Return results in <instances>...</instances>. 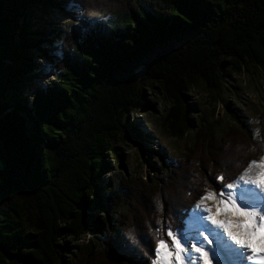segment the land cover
Returning <instances> with one entry per match:
<instances>
[{"label": "trees", "instance_id": "trees-1", "mask_svg": "<svg viewBox=\"0 0 264 264\" xmlns=\"http://www.w3.org/2000/svg\"><path fill=\"white\" fill-rule=\"evenodd\" d=\"M56 10L75 17L68 29ZM246 70L264 71V0H0V264H149L150 241L189 220L213 177L233 182L264 156V111L257 133L219 137L193 116L194 89L216 98ZM151 91L193 144L161 156L160 175L104 181L120 144L150 136L129 113Z\"/></svg>", "mask_w": 264, "mask_h": 264}, {"label": "rangeland", "instance_id": "rangeland-1", "mask_svg": "<svg viewBox=\"0 0 264 264\" xmlns=\"http://www.w3.org/2000/svg\"><path fill=\"white\" fill-rule=\"evenodd\" d=\"M54 20L64 30L68 29L69 25L75 20V17L64 15L61 11H55ZM38 62H48L45 58L37 59ZM44 80L51 78L39 74L38 79ZM148 106L142 108L137 113L130 112V121L144 120L147 122L146 129L151 133L150 136L141 134L134 141L131 139L127 143H122V161L121 167L112 165L104 174L103 180L120 176H129L137 178H145L146 175L157 174L160 175L162 162L161 156H164L166 163H169L172 159L184 157L187 154V146L192 145L194 137L190 132L184 138H178L171 134L169 128L163 123L164 116L167 113L170 102L160 95L154 96L152 91L148 92ZM192 103L195 105L196 120L198 116L203 115L209 121H212L215 125V135L219 137L230 127L242 126L251 133H257L258 131V117L261 112L264 111V71L260 74H254L252 71H244L241 74L232 75L225 85L224 89L218 93L216 98H213L209 93L203 89H194L192 93ZM136 117V119L134 118ZM139 123V122H138ZM138 129L139 126H138ZM0 167H2L0 161ZM259 166L253 165L251 169L245 174L246 176H255L259 173ZM242 206H245L243 202ZM260 204V203H259ZM264 205V201L259 205L261 208ZM210 207L212 212L216 210L215 201L209 200L201 204V208ZM104 215V211L101 212ZM199 215L202 217L206 213L200 211ZM193 213L190 219H193ZM221 219L226 218L225 214H221ZM233 220L234 216L232 217ZM207 225V231L201 229L204 235H208L209 239L215 241L216 236L219 235L221 239L228 241V238L224 235L223 231L219 228H215L206 220L200 221ZM90 233L86 234L89 237ZM185 233L181 234L182 240ZM203 237H201V240ZM191 243H199V241L189 240L184 241L186 246L190 248ZM215 245L209 246L204 243V247L211 252V248ZM66 264H77L78 257L73 253L67 255ZM240 260V259H239ZM187 264H200L198 255L194 252H190ZM214 264L216 262L214 261Z\"/></svg>", "mask_w": 264, "mask_h": 264}, {"label": "snow or ice", "instance_id": "snow-or-ice-1", "mask_svg": "<svg viewBox=\"0 0 264 264\" xmlns=\"http://www.w3.org/2000/svg\"><path fill=\"white\" fill-rule=\"evenodd\" d=\"M72 3L73 0H68L70 8ZM76 18L82 19L79 11L76 12ZM72 27L75 29L79 25ZM64 39L65 37L62 36L57 43L63 44ZM76 42H80L78 38ZM253 165H258L260 169L255 178L245 175ZM244 173L233 182L226 184L223 182L225 179L223 174L213 177L216 189L205 188L202 191L199 199L191 206L194 218L186 222L182 220L176 230H173L171 225H167L164 231L167 239L150 241L152 256L149 264H187L190 252L198 255L200 264H214V261L216 264H228L233 256L246 258L252 261V264H264V208L259 206V203L264 201V156L258 161H249ZM209 200L215 201V212H212L210 207L201 208V204ZM241 202L245 206H242ZM156 203L159 208V200ZM187 210L186 207L185 212ZM200 211L206 215L201 217ZM221 214H225L226 218L221 219ZM233 216L238 219L233 220ZM203 220L221 229L231 244L221 239L219 235L216 236L215 241L204 235L201 229L207 231V225L200 222ZM156 224L159 225L160 221H156ZM181 232L185 233L183 240ZM189 236L191 240L199 243L189 241L190 248L186 246L184 241L189 240ZM205 242L209 246L215 245L211 248L212 255L204 247ZM144 256L147 258V253H144Z\"/></svg>", "mask_w": 264, "mask_h": 264}, {"label": "bare ground", "instance_id": "bare-ground-1", "mask_svg": "<svg viewBox=\"0 0 264 264\" xmlns=\"http://www.w3.org/2000/svg\"><path fill=\"white\" fill-rule=\"evenodd\" d=\"M261 202H262V201H261ZM261 202H260L259 205H261ZM262 208H264V205L262 206ZM234 219L237 220L238 218L234 216ZM232 259H235V260H233L234 263H235V261H236V263H238V261H239V259H240V256H239V258H238V256H237V257L233 256ZM236 259H237V260H236ZM228 264H232V263H231V260H230V262H228Z\"/></svg>", "mask_w": 264, "mask_h": 264}]
</instances>
